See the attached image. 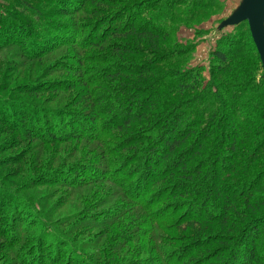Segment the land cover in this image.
<instances>
[{"label":"trees","instance_id":"trees-1","mask_svg":"<svg viewBox=\"0 0 264 264\" xmlns=\"http://www.w3.org/2000/svg\"><path fill=\"white\" fill-rule=\"evenodd\" d=\"M117 4L109 1L106 6L114 7ZM204 8L205 5L196 13L200 14ZM120 10L124 12L121 13ZM120 10L107 11L108 16L93 24L96 28L93 29L94 38L90 42L95 43L88 42V46L103 48L101 43L108 40V49L116 51L120 46L119 42L111 41L110 38L127 37L133 33L145 38L148 41L146 44L156 46L159 44L156 39H164L170 35V29H135L136 24L132 20L140 17L142 11L134 10L133 13L128 9ZM185 13L197 15L189 9L184 10L183 14L173 12L170 19ZM61 14L71 15L68 9ZM116 17L118 26L114 25ZM151 17L155 18V15L152 14ZM106 18L111 21L113 19L112 24L103 34H99ZM123 18L131 23L127 28L120 26ZM163 18L162 24H166L167 16ZM178 18L179 16L176 17ZM183 19L188 21L187 16ZM55 23L60 26L70 23L78 25L72 19ZM248 25L243 22L235 26L234 35L233 32L228 35L232 38L229 45L226 48L218 46L213 51L212 57L216 64L212 71L213 79L207 85L201 80L200 68L188 74L190 80L179 81L176 90L173 87L164 90L161 86L167 84L164 78L168 73L157 78L160 74L156 73L155 64L152 65L153 68L147 67L151 70L120 67L93 75L90 74L93 71L90 67L87 72L83 68H76V63L66 65L67 73L78 76L67 77L60 82L56 79H37L17 85L10 92L27 96H38L50 91L64 92L53 96L57 99L59 95L62 98L73 91L71 94L74 95L75 102L69 104L80 101L82 109L67 110L79 117L66 118L67 110H52L49 113L44 111L42 114L28 100L20 98L17 103H23L25 107L15 108L14 116L9 119L0 116V132H14L15 136L11 140H18L19 144L23 142L31 145L36 142L37 146L33 149L81 141L98 144V155L61 167L62 171L59 173L62 178L59 181L64 187L75 189L88 184L92 186L98 182H110L118 189V200H114L115 191L98 193L106 195L101 198L104 205L108 202L107 196L112 204L109 210L99 214L101 218L98 222L99 226L104 225L108 229L102 231L104 237H107L111 231L109 227L113 224L116 223L118 228L125 225V232L118 234V237L124 239L127 230L135 232L142 224L145 232L141 236L135 232V239L136 245L140 247L139 251L146 252V255L143 256L145 258L134 260L133 264H264V222L260 221L264 217V74L260 78L256 75L247 77L249 67L242 64V61H256L263 67L257 49H254L252 56L246 42H242L246 36L250 35L252 38ZM74 34L72 40L62 38L59 41L54 38L47 48L22 51V54L30 61L34 58L39 60L46 53L61 47L81 48L85 41L80 46L76 40L78 32L75 31ZM138 41L139 44L143 43L139 38ZM253 44L255 45L252 38L250 45ZM126 48L128 50L130 46L126 45ZM70 55L72 54L67 53L65 57L73 58ZM165 57L168 56H162L163 59ZM74 60L80 65V57ZM226 72L228 76L224 80H215V76H226ZM45 73L47 71H43L41 75L45 76ZM135 74H138L136 79ZM153 75L157 79L149 81ZM119 76L124 80L116 79ZM57 82L59 85L53 86ZM3 85L7 87L6 83ZM189 90L197 93L179 100ZM85 106L89 109H84ZM116 131L128 136L115 138L112 133ZM105 137L117 140L107 145ZM69 178H72V182H69ZM175 198L180 199L179 207L176 204H161L153 209L161 201ZM27 209L26 207L25 210ZM114 209H120L123 215L118 210L119 214L113 221L108 215ZM176 213L179 215L174 216ZM12 215V210L9 214L0 210V218L11 219ZM93 218L94 216L92 220ZM211 225L218 226L224 233L216 231L218 228ZM129 226L132 228L128 229ZM167 232L176 233L175 238L184 243L176 250H170L166 246V242L171 241L165 234ZM3 233L7 235L6 231ZM108 239L109 237L100 244L104 250ZM43 241L44 238L40 236L38 244ZM33 245L29 242L27 248ZM211 247L214 249L210 251ZM35 248L37 254L28 261L34 259L32 264H42V261L54 263V260L48 261V252L35 258L41 251L38 246ZM62 249L64 248L60 247V251ZM64 255L69 254L55 253V261ZM117 255L120 256L121 251ZM214 259L215 262L210 263ZM28 261L21 262L20 259L19 264H28ZM83 261L86 264L101 263L91 256L87 261L83 258ZM124 264H128V261Z\"/></svg>","mask_w":264,"mask_h":264},{"label":"rangeland","instance_id":"rangeland-1","mask_svg":"<svg viewBox=\"0 0 264 264\" xmlns=\"http://www.w3.org/2000/svg\"><path fill=\"white\" fill-rule=\"evenodd\" d=\"M109 1L121 4L107 7L106 3ZM242 1L0 0V116L9 119V117L14 116L15 108H24L25 105L23 103H17L20 98L28 100L30 105L36 106L42 114L44 111L49 113L52 110L82 109L80 101L79 103L76 101V103L69 104V102H75L73 101L74 95L71 94L73 91L71 93L65 92L64 97L60 98L62 95H59L57 99H54L53 96L64 92H43L38 96H27L26 94L10 92L17 85L31 83L37 79H42L43 81L56 79L60 82L67 77L74 78L78 74L67 73L65 66H71L75 63L77 64L76 68L80 67V70L83 68L88 72V67L92 68L93 71L90 73L92 75L93 73L100 74L106 69L111 70L120 67H141L146 70L147 67L151 68L155 64L157 66L156 73L159 72L160 74L157 78L168 73L164 78V82L167 84L161 86L164 90L170 87L176 90L179 81L183 79L190 80L188 74L200 68L201 80L203 84L207 85L213 79L212 71L216 64L212 57L213 51L218 46L226 48L232 40L228 35L233 32V28L243 22H247L243 21L234 26L223 25L238 10ZM200 2L202 3L198 5ZM203 5H205V8L202 9L203 11L200 14H197L196 11ZM67 9L71 15H62V11L64 12ZM120 9H128L133 13L134 10L142 11L140 17L135 19V21L132 20L136 24L135 29H140V27H147L153 31L170 29V35L164 39H156L159 44L156 46L151 44L156 47L154 48L155 50L151 48L152 46L149 43L146 44L148 41L145 38L140 37L137 33L130 34L127 37H111V41L116 40L119 42V50L117 49L116 51L108 49V40L101 43V45H104L103 48L93 45L88 46V42L94 38L93 29L96 28V25L93 26V24L108 16L107 11L117 12ZM189 9L192 10L193 14L197 15L193 16L190 13L178 14V19H176L178 16L170 19L173 12L183 14L184 10ZM165 10L166 12L164 13ZM120 11L121 13L124 12V10ZM152 14L155 15V18L151 17ZM165 15L167 16V20H165L167 23L162 24ZM184 16H187L188 21L183 19ZM130 17H132V13H130ZM107 18L102 22V29L98 31L99 34H103L107 27L110 28L113 19L111 21L107 20ZM71 19L78 25L74 26L70 23V25L60 26L55 23ZM116 20H118V17L115 18L114 23L115 26H118ZM121 22V27L127 28L131 24L130 21L126 22L124 18ZM75 31L78 32L76 38L78 44L81 46L85 41L81 48L79 46L78 48L61 47L58 50L46 53L45 57H41L39 60L34 58L30 61L24 58L22 54V51L32 52L34 49L47 48L54 38L59 41L62 38L72 40ZM138 38L143 43L139 44ZM249 38L252 40L249 35L242 42H246L249 53L253 56V51L256 47L254 44L250 45L251 40ZM237 39L239 40L238 37ZM92 42L89 44H92ZM125 44L130 46L128 50H126ZM27 45L29 46L28 49ZM231 50L234 51L232 48ZM136 51L141 54L136 53ZM67 53L72 54L70 56H73L74 59L80 57V65L73 58H66ZM164 55L168 57L163 59L162 56ZM255 58L252 57V59ZM21 64H26V66ZM242 64L249 67L247 77L256 75L260 78L264 74L263 67L256 61L253 63L242 61ZM243 65L240 67L242 68ZM43 71H47L48 74L45 73V76L41 75ZM178 72H182V74ZM237 72L239 75V71ZM237 72H235V75ZM225 75H218L214 78L217 81L224 80L228 76V72ZM229 75L233 74L229 73ZM86 76H89L88 73H86ZM134 78H138V74H135ZM157 78L153 75V78L149 81ZM116 79L124 80L120 76ZM58 82L54 83L53 86L59 85ZM3 83L7 84L6 88ZM188 92L179 100L187 99L191 94L197 93L191 90ZM84 109H89V107L85 106ZM71 110L65 111L66 118H78L79 116H74ZM200 112H202L201 109ZM50 114L53 116L52 113ZM1 132L0 210L2 209L8 214L12 210L13 215L11 219H6L7 217H4V219L0 218V264H19L20 259L21 262L25 260L27 263L28 260L37 254V249H34L36 246L41 251L39 252L40 255H36L35 258H40L48 252V261L54 260L55 264H86L83 258L87 261L90 256L101 262L100 264H124L127 261L128 264H133L134 260L145 258L143 256L146 255V252L142 253L139 251L140 247L136 245L137 241L135 239L137 237L135 232L138 233V236L145 232L142 224L140 228L135 229V232L127 230L126 239L118 237L119 233L125 232V225H122L121 228H118L116 223L111 227L109 225L108 227L111 228V231L108 232L107 237H104L102 231L108 229H105L104 225L99 226L100 222L98 220L101 218L99 214L109 210L108 208L112 204L109 202L110 197L107 196L108 202H105L104 205L101 198L106 195L98 193L100 191L104 193L106 191L110 193L115 191L114 200H118V189L114 185L110 182H98L92 186L88 184L75 189L64 187L60 184L59 180H61L62 175L59 172L62 171L61 167L98 155L100 150L98 144L93 142L87 144L85 141H81V143L74 142L33 149L37 146L35 145L36 142L31 145H26L23 142L19 144L18 140H11L12 136H15L14 132ZM112 134L115 138L128 136L121 131H116ZM115 138L105 137L104 140L108 145V143H114L117 140ZM69 182H72V178H69ZM179 202V198L167 199L161 201L153 209H156L161 204H176L179 207ZM4 205L6 206L5 208ZM26 207L28 208L27 210H25ZM118 210L121 214V210ZM118 210H111L108 217L113 218L114 221L119 214ZM175 215L178 216L179 214L176 213ZM260 221L264 222L263 216ZM211 226L218 228L216 231L220 230L221 233H224L218 226ZM129 228L132 227L129 226ZM4 231L7 232V235L3 233ZM165 234L171 240L170 243L166 242V246L170 250H176L175 248L184 243L183 240L179 239L180 241H178L175 238L176 233L174 232ZM40 236L44 238V241L38 244ZM108 237L106 249L104 250L101 248L103 245L100 244L106 242ZM29 242L34 245L28 249L27 244ZM66 246H68V249H66ZM60 247L64 249L60 251ZM213 249L214 247H211L210 251ZM120 251L121 255L118 256L117 254ZM60 252H66L69 255H64L66 259L62 256L55 261V253L60 255ZM44 259L46 260L45 257ZM33 260L28 261V264H32ZM64 260H66L65 263ZM211 262H215V259ZM42 264L48 263L42 261Z\"/></svg>","mask_w":264,"mask_h":264},{"label":"water","instance_id":"water-1","mask_svg":"<svg viewBox=\"0 0 264 264\" xmlns=\"http://www.w3.org/2000/svg\"><path fill=\"white\" fill-rule=\"evenodd\" d=\"M243 21L250 32L264 68V0H243L238 10L223 25L234 26Z\"/></svg>","mask_w":264,"mask_h":264}]
</instances>
